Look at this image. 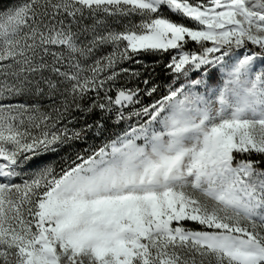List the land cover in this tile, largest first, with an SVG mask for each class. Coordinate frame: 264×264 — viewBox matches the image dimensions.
Listing matches in <instances>:
<instances>
[{
    "label": "rangeland",
    "instance_id": "374dc122",
    "mask_svg": "<svg viewBox=\"0 0 264 264\" xmlns=\"http://www.w3.org/2000/svg\"><path fill=\"white\" fill-rule=\"evenodd\" d=\"M0 3H11L0 9V60L49 40L73 52L104 48L110 56L97 74L156 58L166 81L143 122L106 135L102 122L84 135L43 131L30 148L0 117V264H135L130 256L148 244L180 247L189 264L196 245L213 253L201 251L208 264L264 263V171L253 166L264 157V0ZM28 3L50 10L54 22L92 19V39L80 50L75 33L52 25L27 30L31 44L16 38L33 22ZM186 39L207 45L186 53ZM244 42L260 54L230 48ZM88 134L105 135L108 145L54 177L50 155Z\"/></svg>",
    "mask_w": 264,
    "mask_h": 264
},
{
    "label": "trees",
    "instance_id": "16d2710c",
    "mask_svg": "<svg viewBox=\"0 0 264 264\" xmlns=\"http://www.w3.org/2000/svg\"><path fill=\"white\" fill-rule=\"evenodd\" d=\"M10 4L0 3V9ZM28 4L29 13L34 17L33 22L30 20L25 23L16 38L31 44L32 41L25 36L27 30L32 26L44 29L52 25L75 33L80 50L92 39V34H89L92 19L82 16L76 18L75 24L71 18L64 16L65 19L59 17L60 20L54 22L50 20L54 17L52 13L49 14L50 10L37 3ZM206 45L186 39L180 43V48L186 53H200ZM244 46H248L256 54L261 52L249 42L232 45L230 48L233 50ZM103 49L73 52L65 44L45 40L40 45L26 46L20 53L0 60V117L9 123L8 130L19 136L20 145L38 147L43 131L60 133L70 127L84 135L86 126L92 129L98 122H102V134L106 135L115 130L132 128L147 118L148 110L165 95L166 81L162 67L156 64V58L146 57L143 66L119 61L116 73L105 69L97 74L94 67L110 56ZM73 65L80 66L77 73ZM77 83L82 85L81 91L74 90ZM106 96L109 98L107 101ZM101 104H108L106 113L100 109ZM125 104H134L136 113H128ZM119 108L122 109L117 119L115 113ZM105 135L96 138L88 134L90 137L85 140L75 141L70 146L61 148L57 153L58 158L53 159L54 154L50 155L54 177H59L85 160L95 157L100 149L108 145ZM232 159L237 162L242 159V153L234 151ZM253 159L254 168L264 171V157L255 156ZM187 224L182 223L184 227ZM192 226L194 230L200 228ZM171 248L172 246H167V249L154 248L148 244L139 255L132 254L130 261L135 264H189L183 249ZM196 248L190 249L191 255L196 258V264H208L203 259L206 257L204 254L209 256L213 253L199 245ZM203 250L205 253L201 254Z\"/></svg>",
    "mask_w": 264,
    "mask_h": 264
}]
</instances>
